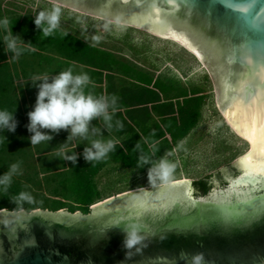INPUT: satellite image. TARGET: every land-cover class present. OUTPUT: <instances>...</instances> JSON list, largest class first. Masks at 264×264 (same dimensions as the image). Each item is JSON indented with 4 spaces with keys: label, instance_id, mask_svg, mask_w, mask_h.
<instances>
[{
    "label": "water",
    "instance_id": "water-1",
    "mask_svg": "<svg viewBox=\"0 0 264 264\" xmlns=\"http://www.w3.org/2000/svg\"><path fill=\"white\" fill-rule=\"evenodd\" d=\"M51 1L185 46L251 148L211 174L208 195L181 181L123 192L88 215L2 210L0 264H264V0Z\"/></svg>",
    "mask_w": 264,
    "mask_h": 264
},
{
    "label": "rangeland",
    "instance_id": "rangeland-1",
    "mask_svg": "<svg viewBox=\"0 0 264 264\" xmlns=\"http://www.w3.org/2000/svg\"><path fill=\"white\" fill-rule=\"evenodd\" d=\"M53 3L56 2L0 0V19L7 17L9 20H21L24 24L23 30L27 31L31 21H34L35 13L42 8L51 7ZM56 4L62 9L61 29L65 32L77 36L90 46L113 54L125 64L136 66L154 79L161 78L187 87H201L206 91L208 98L202 107L200 123L184 140L166 153L170 154L167 156L168 160L176 164L171 183L203 179L247 153L249 144L236 134L218 110L210 74L192 52L173 41L162 40L135 26ZM1 32L0 77L12 81L8 93L14 107L10 110L15 112V119L21 124V128H16V143L11 139L13 132H0V175L8 170L9 165L18 161L21 162V174L13 177L7 194L0 191V198L12 204V196L27 191L34 198L32 202L39 206L36 210H77L69 189L62 185L70 175L68 161L56 155L59 144L65 142L68 133L62 130L59 134H53L52 141L31 146L28 139L31 134L25 125L28 123L27 113L32 110L38 91L30 82L32 76L55 75L68 68H72L74 74L87 72L77 64H64L59 60L48 63L47 59L56 56L52 51L42 55L39 53L37 56L22 54L17 59H12L11 54L4 51L2 40L5 32ZM13 34L25 38L24 32ZM94 36L100 37L98 43L93 41ZM5 57L7 64H4ZM115 74L119 85L128 84L129 79L119 70H115ZM97 89L89 84L86 91L96 94ZM93 123L102 127L101 121ZM103 139H113L115 143L122 140L115 133L107 131L104 132ZM90 142L91 140L75 139L65 151L82 153L85 144ZM105 161L103 169L94 178L103 198L92 205L91 210H99L117 196L123 197V192L153 188L147 183L146 173L123 168L120 162H115L109 157ZM44 207L46 209H43ZM1 214L3 213L0 212Z\"/></svg>",
    "mask_w": 264,
    "mask_h": 264
},
{
    "label": "trees",
    "instance_id": "trees-1",
    "mask_svg": "<svg viewBox=\"0 0 264 264\" xmlns=\"http://www.w3.org/2000/svg\"><path fill=\"white\" fill-rule=\"evenodd\" d=\"M10 22L12 32H24L23 40L33 43L35 51L26 50L23 54L37 56L39 53L42 55L52 51L56 56L47 59L48 63L59 60L64 64H77L85 68L91 78L90 84L98 88L96 95L116 94L119 97L118 111L114 119L122 121L124 127L121 131L114 129L112 132L122 140L116 142V151L110 153L108 157L120 162L121 167L146 173V168L136 166L138 152L134 151L133 147L138 142L143 152L156 161L184 140L200 123L202 107L208 98L206 91L201 87H187L161 78L154 79L136 66L125 64L113 54L90 46L62 29L45 39L41 38L33 21L27 31L23 30L24 24L21 20L15 19ZM1 31L4 30L0 29V33ZM6 58L4 64H7ZM115 70H119L129 79L128 84L122 86L118 84ZM11 84V80L0 77V110L14 112L10 110L14 104L9 100L8 93ZM17 126L21 128L19 122ZM14 134L15 132L10 136L16 143ZM105 163L103 160L88 164L80 155L77 165L73 166L71 162L67 164L70 175L62 185L69 189L76 209L82 211L84 215H88L91 212L90 207L103 198V193L97 187L94 178ZM224 183L228 184L227 181ZM193 185L197 194L208 195L214 188L213 176L197 180ZM3 200L1 197L0 211L9 209L10 212H18L26 209L32 212L39 208L34 202L17 205ZM74 211L75 209H72L71 212Z\"/></svg>",
    "mask_w": 264,
    "mask_h": 264
},
{
    "label": "clouds",
    "instance_id": "clouds-1",
    "mask_svg": "<svg viewBox=\"0 0 264 264\" xmlns=\"http://www.w3.org/2000/svg\"><path fill=\"white\" fill-rule=\"evenodd\" d=\"M61 7L53 3L49 8H42L34 15L36 30L40 32L41 38H48L61 30ZM0 29H3V45L5 53L11 54L12 59L20 57L24 51H35L30 41L25 42L19 34L14 35L10 20L5 17L0 19ZM66 35L67 33H63ZM94 42H99L100 37H92ZM30 82L38 89L35 104L27 113L28 123L25 125L31 134L28 139L31 146L50 142L53 134H59L62 130L67 132L64 143L59 144L57 157L64 161L77 165L80 155L86 163L92 164L106 160L110 153L116 151V143L113 139H103L104 132L123 130V122L114 119L118 111L119 97L116 94L96 95L92 91H86L91 83L87 73L74 74L72 68L60 71L55 75H34ZM93 121H101L102 127H97ZM18 121L14 112L7 109L0 110V132H15ZM100 137V138H94ZM7 140V137L4 136ZM75 139L91 140L85 144L82 153L67 152L65 149ZM138 152L137 167L147 169V183L152 187L166 186L171 183L176 164L170 162L168 155L153 161L151 157L143 152L140 143L134 147ZM71 153V154H69ZM21 174V162L9 165L8 170L0 175V191L7 194L12 184L13 177ZM31 193L21 191L11 197L13 204L31 203ZM129 244L132 241L128 242Z\"/></svg>",
    "mask_w": 264,
    "mask_h": 264
},
{
    "label": "bare ground",
    "instance_id": "bare-ground-1",
    "mask_svg": "<svg viewBox=\"0 0 264 264\" xmlns=\"http://www.w3.org/2000/svg\"><path fill=\"white\" fill-rule=\"evenodd\" d=\"M138 28V27H137ZM139 29H141V28H139ZM142 30H144V29H142ZM146 31V30H145ZM152 34V33H151ZM152 35H154V34H152ZM154 36H157V35H154ZM157 37H159V38H161L162 40H169V41H173V42H175V43H177V44H179V45H181L182 47H184V48H186L185 46H183L182 44H180L179 42H177L176 40H174V39H172V38H165V37H161V36H157ZM187 49V48H186ZM240 137V136H239ZM243 139V138H242ZM244 140V139H243ZM246 141V140H245ZM248 144H249V150H250V148H251V145H250V143L248 142V141H246ZM249 150L247 151V152H249ZM246 154V153H245ZM177 182H181V181H177ZM173 183H176V182H173Z\"/></svg>",
    "mask_w": 264,
    "mask_h": 264
},
{
    "label": "flooded vegetation",
    "instance_id": "flooded-vegetation-1",
    "mask_svg": "<svg viewBox=\"0 0 264 264\" xmlns=\"http://www.w3.org/2000/svg\"><path fill=\"white\" fill-rule=\"evenodd\" d=\"M17 249V247H15V250ZM70 256H72V255H70Z\"/></svg>",
    "mask_w": 264,
    "mask_h": 264
}]
</instances>
